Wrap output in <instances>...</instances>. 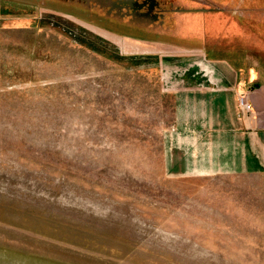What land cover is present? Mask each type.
Segmentation results:
<instances>
[{"label":"rangeland","instance_id":"374dc122","mask_svg":"<svg viewBox=\"0 0 264 264\" xmlns=\"http://www.w3.org/2000/svg\"><path fill=\"white\" fill-rule=\"evenodd\" d=\"M203 49L264 80V0H0V264H264V172L168 167Z\"/></svg>","mask_w":264,"mask_h":264},{"label":"crops","instance_id":"0c3cea01","mask_svg":"<svg viewBox=\"0 0 264 264\" xmlns=\"http://www.w3.org/2000/svg\"><path fill=\"white\" fill-rule=\"evenodd\" d=\"M203 50L204 56L190 52L179 60L188 65L186 75L162 84L175 99L173 129L166 136L169 170L202 177L264 172L262 76L239 61L236 50ZM243 95L252 100V110L242 108Z\"/></svg>","mask_w":264,"mask_h":264},{"label":"built area","instance_id":"2783aa9c","mask_svg":"<svg viewBox=\"0 0 264 264\" xmlns=\"http://www.w3.org/2000/svg\"><path fill=\"white\" fill-rule=\"evenodd\" d=\"M240 102H241L242 108L245 109L246 111H250L254 107L252 100L246 95H243L241 97Z\"/></svg>","mask_w":264,"mask_h":264},{"label":"flooded vegetation","instance_id":"af4514ba","mask_svg":"<svg viewBox=\"0 0 264 264\" xmlns=\"http://www.w3.org/2000/svg\"><path fill=\"white\" fill-rule=\"evenodd\" d=\"M137 4H138V2L135 1L134 6H141V5H142V3H141V5H140V4L137 5ZM144 5H150V3L147 2V1H145ZM191 41H192V44H193L194 46L199 45L200 42H201V41H198V40H195V39H193V40H191ZM208 45H209V44H208ZM208 45H207V43H205L203 47L206 48V49H210V48L208 47Z\"/></svg>","mask_w":264,"mask_h":264}]
</instances>
